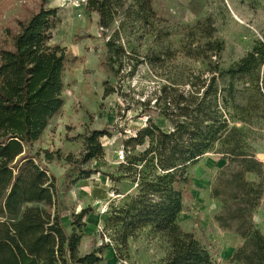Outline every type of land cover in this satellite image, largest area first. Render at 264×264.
I'll return each instance as SVG.
<instances>
[{
    "label": "trees",
    "instance_id": "16d2710c",
    "mask_svg": "<svg viewBox=\"0 0 264 264\" xmlns=\"http://www.w3.org/2000/svg\"><path fill=\"white\" fill-rule=\"evenodd\" d=\"M85 2L97 13L102 31L118 20L104 44L108 66L116 72L128 57L120 43L123 26L128 20L137 29L148 23L154 14L151 0ZM46 3L38 0L34 11L29 10L7 30L9 43L0 47V264H95L102 260L99 250L85 254L78 250L81 220L90 209L73 214L67 232L60 220L55 178L41 166L38 154L27 150L63 105V72L68 56L64 47L49 43L57 9L46 7ZM201 33L203 43L189 46L188 51L204 68L196 74L189 71L179 83L171 80L162 85L153 103L160 104L158 114L167 121L168 129H161L148 116L145 125L124 141L131 148L143 145L122 165L123 177L135 184L136 192L123 196L112 208L105 227L115 233V244L125 246L137 230L148 226L167 244L160 264H215L192 233L182 230L177 222L189 183L188 167L213 151L227 160L211 189V196L221 202L215 221L244 239L234 253L235 260L264 264V238L252 222L264 181L245 178L250 173L262 176L261 164L247 152L240 128L231 124L234 115L245 119L252 98L264 104V88L259 86L264 79L257 73L264 59V45L258 42L236 62L222 68L217 59L222 41L212 38L211 28ZM152 42L147 47H151L150 55L144 56L149 62L159 60L160 52ZM136 64L137 60L131 64V71ZM244 77H252L254 94L250 96L239 95L233 83ZM112 91L105 84L103 96ZM101 135V131L92 130L85 138L84 153L71 164L100 154ZM92 172L82 170L84 177Z\"/></svg>",
    "mask_w": 264,
    "mask_h": 264
},
{
    "label": "rangeland",
    "instance_id": "374dc122",
    "mask_svg": "<svg viewBox=\"0 0 264 264\" xmlns=\"http://www.w3.org/2000/svg\"><path fill=\"white\" fill-rule=\"evenodd\" d=\"M37 2L0 0V47L9 43L7 30L25 18L29 10L34 11ZM46 7L57 9L49 43L64 47L68 56L63 72V105L27 150L32 155L37 153L41 166L55 178L60 220L67 232L71 230L72 215L82 208L90 209L81 220L80 254L99 250L102 260L95 264H160L167 244L148 226L137 230L125 246L115 244V233L105 227L112 208L123 196L136 192L135 184L123 177L122 165L143 145L131 148L124 141L145 125L148 116L161 129H168L167 121L158 114L160 104L153 103L162 85L171 80L179 83L189 71L196 74L204 68L188 51L189 46L203 43L202 30L211 28L212 38L222 41L223 49L217 56L222 68L236 62L258 42L264 45V0H151L154 14L148 23L137 29L128 20L123 26L120 43L128 57L123 58V67L116 72L108 66L104 44L118 20L102 31L97 13L86 7L85 0H47ZM152 41L160 53L159 60L149 62L144 56L150 55L151 47H147ZM257 73L264 79V59ZM225 81L227 77L219 85ZM233 83L239 95L254 94L252 77ZM105 84L113 91L103 96ZM259 86L263 90L264 82ZM249 108L245 119L234 115L231 124L240 128L247 152L256 157L264 153V104L254 97ZM92 130L102 132L98 137L101 153L86 162L71 164L84 153L85 138ZM121 151L123 160L118 159ZM256 159L262 176L250 173L245 178L264 181V156ZM226 164L220 153L208 151L188 167L189 183L177 222L182 230L192 233L215 264H241L233 256L244 239L220 227L214 218L221 202L211 196V189ZM87 169L93 172L84 177L82 170ZM252 222L264 238V191L252 212Z\"/></svg>",
    "mask_w": 264,
    "mask_h": 264
},
{
    "label": "built area",
    "instance_id": "2783aa9c",
    "mask_svg": "<svg viewBox=\"0 0 264 264\" xmlns=\"http://www.w3.org/2000/svg\"><path fill=\"white\" fill-rule=\"evenodd\" d=\"M118 159H120V160L124 159V155H123L122 151L118 154Z\"/></svg>",
    "mask_w": 264,
    "mask_h": 264
},
{
    "label": "water",
    "instance_id": "95a60500",
    "mask_svg": "<svg viewBox=\"0 0 264 264\" xmlns=\"http://www.w3.org/2000/svg\"><path fill=\"white\" fill-rule=\"evenodd\" d=\"M263 156H264V153H257V154H256V157H257L258 159L263 158Z\"/></svg>",
    "mask_w": 264,
    "mask_h": 264
}]
</instances>
